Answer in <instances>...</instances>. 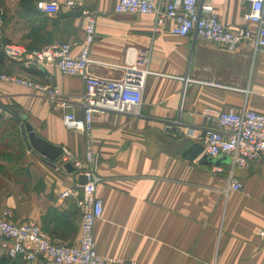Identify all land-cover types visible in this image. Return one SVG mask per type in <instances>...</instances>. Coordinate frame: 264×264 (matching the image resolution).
Instances as JSON below:
<instances>
[{
  "label": "crops",
  "instance_id": "0c3cea01",
  "mask_svg": "<svg viewBox=\"0 0 264 264\" xmlns=\"http://www.w3.org/2000/svg\"><path fill=\"white\" fill-rule=\"evenodd\" d=\"M15 1V0H13ZM19 1V0H18ZM57 15H40L32 5L0 0V40L28 49L70 44L78 56L85 43L86 19L80 2L98 12L91 47V73L119 79L128 47L151 50L150 70L138 115L96 114L92 145L98 156L97 196L103 216L95 226V249L115 264H264V157L234 177L241 191H228L231 161L225 156L191 162L182 156L192 137L211 128L213 118L230 108L264 114V48L239 43L225 49L171 33V23L157 27L152 15H120L119 0H56ZM229 30L257 26L245 15L242 0H200ZM0 74L57 87L60 97L0 82V113L21 111L46 141L81 160L86 141L63 124L66 114L83 115L84 81L55 67H26L6 59ZM166 125L172 136L163 133ZM3 130V131H2ZM0 129V150L8 132ZM24 155L7 159L0 151V211L10 209L16 222L35 221L54 243L72 244L80 234L78 201L83 189L76 172L56 169L30 149L22 129ZM10 139V138H9ZM12 141V140H11ZM11 164H9V163ZM57 166L59 160L55 163ZM220 166L223 173L214 172ZM71 191L67 198L62 194Z\"/></svg>",
  "mask_w": 264,
  "mask_h": 264
},
{
  "label": "built area",
  "instance_id": "2783aa9c",
  "mask_svg": "<svg viewBox=\"0 0 264 264\" xmlns=\"http://www.w3.org/2000/svg\"><path fill=\"white\" fill-rule=\"evenodd\" d=\"M249 6L246 21L257 26L256 33L241 29L229 30L214 14L210 4L200 5V0H119L114 13L120 15H152L157 27L171 23V33L191 36L195 40L233 49L243 41L255 48H264V0H242ZM66 5L79 9L86 19L85 43L78 56H74L70 44L58 43L42 49H28L21 45L4 44L2 51L9 61L26 67H55L61 74L77 76L84 81L81 99L83 115L74 113L63 117V124L70 131L81 132L86 141V154L81 160L72 157L64 149L56 169L65 170L70 163L78 176H85L81 185L82 198L78 201L81 213L80 234L72 244L54 243L32 220L16 222L10 209L0 211V256L25 264H115L116 261L98 255L95 249V226L103 216V201L97 196L98 156L92 145V131L96 114L138 115L142 105L147 79L152 75L151 50L128 47L124 63L117 67L119 79L95 76L91 73V47L97 36L98 12L84 9L80 2L67 1ZM40 15H57L60 3L56 0H37ZM0 82L11 83L43 93L51 99L60 97L57 87L36 83L19 76L0 74ZM220 130L208 128L195 135L185 131L183 136L192 137L204 147L206 156L212 159L225 156L230 159L228 191H241L242 184L235 179L236 169H246L253 161L264 157V114L255 111L242 113L230 108L214 118ZM173 127L166 125L163 133L172 136ZM214 172L223 173L220 166ZM72 194L67 191L62 198ZM264 233H261V237Z\"/></svg>",
  "mask_w": 264,
  "mask_h": 264
},
{
  "label": "water",
  "instance_id": "95a60500",
  "mask_svg": "<svg viewBox=\"0 0 264 264\" xmlns=\"http://www.w3.org/2000/svg\"><path fill=\"white\" fill-rule=\"evenodd\" d=\"M243 43V41L241 42ZM18 118L22 122V131L25 137V141L30 149L38 153L44 160V162L50 167L56 168L55 163L63 156L64 148L61 146L53 145L43 139L34 129V127L29 123L25 115L21 111L16 112ZM204 153V147L202 144L190 142V147L182 151V156L193 162L199 158ZM204 161H208V156L203 157ZM67 172H74V167L72 164L68 163L65 166ZM79 182L81 185L87 183L85 176H79Z\"/></svg>",
  "mask_w": 264,
  "mask_h": 264
},
{
  "label": "rangeland",
  "instance_id": "374dc122",
  "mask_svg": "<svg viewBox=\"0 0 264 264\" xmlns=\"http://www.w3.org/2000/svg\"><path fill=\"white\" fill-rule=\"evenodd\" d=\"M12 3H10V7L13 9L14 7H17L16 5L18 4L19 6L24 5L26 6L27 3L29 2L30 5L34 2V0H10ZM1 6V5H0ZM1 14V13H0ZM4 125V131L6 133L8 132V138L5 139L2 149L0 151H6L7 153V159L11 160L14 157H19L21 158L22 155L25 153V147L23 144V138L21 137L20 133L18 132V126L12 118L6 116L3 114V120H0V128ZM3 131V130H2ZM10 138V139H9ZM12 140V141H11ZM9 163V162H8ZM11 164V163H9Z\"/></svg>",
  "mask_w": 264,
  "mask_h": 264
},
{
  "label": "trees",
  "instance_id": "16d2710c",
  "mask_svg": "<svg viewBox=\"0 0 264 264\" xmlns=\"http://www.w3.org/2000/svg\"><path fill=\"white\" fill-rule=\"evenodd\" d=\"M4 44H10L7 41L4 40H0V64L3 63L7 58L5 57V55L3 54L2 51V45ZM13 115V120H15L17 126L19 129H22V122L20 121V119L18 118V115L16 112L13 111L12 113ZM0 120H3V114L0 113ZM0 129H4V125H2V127ZM0 264H25L22 260L17 259V260H13L4 256H0Z\"/></svg>",
  "mask_w": 264,
  "mask_h": 264
}]
</instances>
